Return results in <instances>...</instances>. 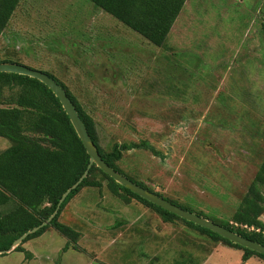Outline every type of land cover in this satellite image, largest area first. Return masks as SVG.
Here are the masks:
<instances>
[{
	"label": "rangeland",
	"instance_id": "rangeland-1",
	"mask_svg": "<svg viewBox=\"0 0 264 264\" xmlns=\"http://www.w3.org/2000/svg\"><path fill=\"white\" fill-rule=\"evenodd\" d=\"M4 60L63 82L107 151L153 147L158 154L124 153L129 177L231 221L264 159V0H188L162 47L89 0H21L0 34ZM9 146L0 138V151ZM61 222L82 233L80 251H65L68 239L52 229L22 246L33 256L14 250L0 264H174L188 255L196 264L264 263L126 203L108 181L72 200Z\"/></svg>",
	"mask_w": 264,
	"mask_h": 264
},
{
	"label": "trees",
	"instance_id": "trees-1",
	"mask_svg": "<svg viewBox=\"0 0 264 264\" xmlns=\"http://www.w3.org/2000/svg\"><path fill=\"white\" fill-rule=\"evenodd\" d=\"M89 1L154 45L162 47L188 0ZM20 2L21 0H0V34L8 27ZM0 63L14 62L4 60ZM46 73L66 90L97 150L109 166L171 203L210 219L202 213L164 197L125 174L119 167L125 152L142 148L158 154L157 151L146 142L116 143L107 151L101 144L94 118L63 82L53 74ZM0 138L10 142L8 148L0 151V251H6L11 249L17 239L52 217L63 195L87 171L91 157L59 98L43 82L25 75L0 73ZM105 181H108V189L114 196L126 203L136 200L150 208L165 223L176 224L177 220L181 221L187 227L208 237L216 246L223 245L240 250L243 252L244 262L252 258L264 261L263 254L235 244L209 229L188 222L143 199L116 182L95 164L89 170L88 176L65 199L54 219L39 231L28 235L15 251L27 252L30 257L33 256L22 246L28 241L42 237L52 229L68 239L65 251L71 247L79 250L78 240L82 237V233L62 223L61 217L72 200L85 189H97L102 193ZM262 216H264V159L231 221L212 220L264 245ZM174 264H196V257L188 255L185 259L175 260Z\"/></svg>",
	"mask_w": 264,
	"mask_h": 264
},
{
	"label": "water",
	"instance_id": "water-1",
	"mask_svg": "<svg viewBox=\"0 0 264 264\" xmlns=\"http://www.w3.org/2000/svg\"><path fill=\"white\" fill-rule=\"evenodd\" d=\"M0 73H15L19 75L29 76L31 78L38 79L39 81L47 85L54 92L57 98H59V100L61 101L64 110L67 112L68 116L70 117L72 124L74 125L78 135L82 139L91 157L90 164H89L87 171L85 172L83 177L63 195L61 201L58 204L57 210L52 215V217L47 222L43 223L39 227L31 230L30 232L24 234L22 237L17 239L13 243V246L11 247V249L6 250V251H0V255L11 253L18 246L22 244V242L28 237V235L33 234L39 231L41 228L47 226L54 219V217L59 213V210L63 202L68 197V195L71 193V191L77 188L78 185L88 176L89 170L94 164L97 165L100 169H102L110 177H112L116 182H118L125 188L129 189L133 193L137 194L138 196L142 197L143 199L151 202L152 204H155L161 207L162 209L172 214H175L188 222H191L200 227L209 229L213 231L214 233H217L221 237L235 244L241 245L242 247L251 249L253 251H256L264 255V245H261L255 241H252L246 237H243L221 226L220 224L215 223L212 220L206 219L198 214L187 211L179 207L178 205L171 203L165 198L160 197L159 195L138 185L131 179L127 178L126 176L122 175L121 173L113 169L111 166H109L103 160L99 151L97 150L96 145L94 144L90 134L88 133L86 126L84 125L76 107L74 106L72 100L69 98L66 90L49 74H47L46 72L32 69L26 65H22L19 63H0Z\"/></svg>",
	"mask_w": 264,
	"mask_h": 264
},
{
	"label": "crops",
	"instance_id": "crops-1",
	"mask_svg": "<svg viewBox=\"0 0 264 264\" xmlns=\"http://www.w3.org/2000/svg\"><path fill=\"white\" fill-rule=\"evenodd\" d=\"M71 204V203H70ZM70 204H69V206H70ZM220 246H223V245H219V246H216V248H219ZM228 247V246H227ZM213 252L211 251L210 253H209V256L208 257H210L211 256V254H212ZM252 259H254V258H252ZM258 261L260 260V259H258V258H256ZM251 260V259H250ZM249 260V261H250ZM248 261V262H249ZM248 262H246V263H248ZM259 263H262L261 261H259ZM264 264V263H263Z\"/></svg>",
	"mask_w": 264,
	"mask_h": 264
},
{
	"label": "built area",
	"instance_id": "built-area-1",
	"mask_svg": "<svg viewBox=\"0 0 264 264\" xmlns=\"http://www.w3.org/2000/svg\"><path fill=\"white\" fill-rule=\"evenodd\" d=\"M252 230L254 229V228H251Z\"/></svg>",
	"mask_w": 264,
	"mask_h": 264
}]
</instances>
